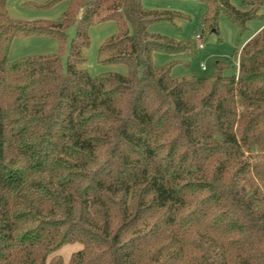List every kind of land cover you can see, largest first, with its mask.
<instances>
[{"label": "trees", "instance_id": "1", "mask_svg": "<svg viewBox=\"0 0 264 264\" xmlns=\"http://www.w3.org/2000/svg\"><path fill=\"white\" fill-rule=\"evenodd\" d=\"M0 0V264H264V0H194L207 7L203 45L224 14L238 28L230 67L211 79L173 78L197 41L151 34L181 13L142 0L68 2L58 22L10 18ZM27 5H33L31 3ZM117 22L99 50L127 76L83 67L91 27ZM262 30L242 42L248 24ZM75 29L66 65L67 31ZM60 44L48 56L9 60L18 38ZM221 39L219 38V42ZM240 53V57H238Z\"/></svg>", "mask_w": 264, "mask_h": 264}, {"label": "rangeland", "instance_id": "2", "mask_svg": "<svg viewBox=\"0 0 264 264\" xmlns=\"http://www.w3.org/2000/svg\"><path fill=\"white\" fill-rule=\"evenodd\" d=\"M49 0H9L7 9L9 16L14 21L19 22H58L69 7L68 2L60 3L49 10L40 7ZM237 9H242V0H230ZM33 5H27V4ZM142 6L149 11H171L187 16L188 20H176L174 24L161 23L149 28V32L161 35L177 42L197 41V37L202 35V18L207 12L206 5L194 0H142ZM262 26L261 23L251 22L248 24V31L244 35L242 42H245L253 33ZM220 37L212 35L203 48L197 49L196 56L188 54L182 56H167L156 53L153 62L156 68H162L172 62H177L172 69L173 78L195 76L198 79H211L216 74L215 64L224 63L230 67L225 73L226 76H238L239 62L233 60L235 51L238 47V28L232 24L228 18L221 14L219 20ZM119 32L117 22L111 21L101 25L91 27L89 31L90 47L84 51L87 59L83 67L92 77L102 74L114 73L127 76L129 67L124 64L103 65L99 62V50L101 46L112 36ZM75 36V29L67 31V42L62 52V62L66 65L70 43ZM219 38L221 41L219 42ZM60 51V44L57 40L46 37L18 38L14 41L9 60L18 61L23 58L35 56H48ZM239 51L238 57H240ZM202 65L205 66L203 70ZM80 244H69L62 247L54 257H60L65 264H68L72 257L82 250Z\"/></svg>", "mask_w": 264, "mask_h": 264}, {"label": "built area", "instance_id": "3", "mask_svg": "<svg viewBox=\"0 0 264 264\" xmlns=\"http://www.w3.org/2000/svg\"><path fill=\"white\" fill-rule=\"evenodd\" d=\"M197 42L199 43V48L200 49L204 47V45H203V43L201 41V37L200 36L197 37ZM202 68H203V70L206 69L205 66H203V65H202Z\"/></svg>", "mask_w": 264, "mask_h": 264}, {"label": "crops", "instance_id": "4", "mask_svg": "<svg viewBox=\"0 0 264 264\" xmlns=\"http://www.w3.org/2000/svg\"><path fill=\"white\" fill-rule=\"evenodd\" d=\"M263 26H260V28H258L251 37H249L247 40L251 39L253 36H255L256 34H258L261 30H262ZM204 66V65H203Z\"/></svg>", "mask_w": 264, "mask_h": 264}]
</instances>
